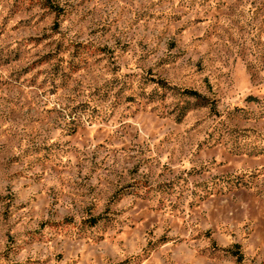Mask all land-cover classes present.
<instances>
[{
	"label": "rangeland",
	"instance_id": "obj_1",
	"mask_svg": "<svg viewBox=\"0 0 264 264\" xmlns=\"http://www.w3.org/2000/svg\"><path fill=\"white\" fill-rule=\"evenodd\" d=\"M0 264H264V0H0Z\"/></svg>",
	"mask_w": 264,
	"mask_h": 264
},
{
	"label": "trees",
	"instance_id": "obj_2",
	"mask_svg": "<svg viewBox=\"0 0 264 264\" xmlns=\"http://www.w3.org/2000/svg\"><path fill=\"white\" fill-rule=\"evenodd\" d=\"M51 8H55L54 6H51ZM184 93H185V95H187L188 97H198L199 96V94H197L196 92H194V91H188V90H186V91H184Z\"/></svg>",
	"mask_w": 264,
	"mask_h": 264
}]
</instances>
